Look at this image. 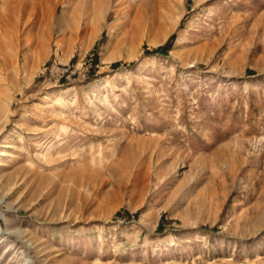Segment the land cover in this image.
Wrapping results in <instances>:
<instances>
[{
	"label": "rangeland",
	"instance_id": "374dc122",
	"mask_svg": "<svg viewBox=\"0 0 264 264\" xmlns=\"http://www.w3.org/2000/svg\"><path fill=\"white\" fill-rule=\"evenodd\" d=\"M0 264H264V0H0Z\"/></svg>",
	"mask_w": 264,
	"mask_h": 264
}]
</instances>
